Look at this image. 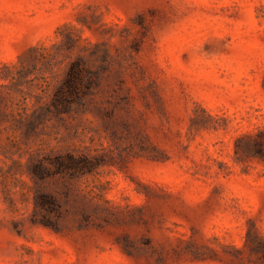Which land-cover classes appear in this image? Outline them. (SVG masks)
I'll return each instance as SVG.
<instances>
[{
    "label": "rangeland",
    "instance_id": "obj_1",
    "mask_svg": "<svg viewBox=\"0 0 264 264\" xmlns=\"http://www.w3.org/2000/svg\"><path fill=\"white\" fill-rule=\"evenodd\" d=\"M0 264H264V0H0Z\"/></svg>",
    "mask_w": 264,
    "mask_h": 264
},
{
    "label": "trees",
    "instance_id": "obj_2",
    "mask_svg": "<svg viewBox=\"0 0 264 264\" xmlns=\"http://www.w3.org/2000/svg\"><path fill=\"white\" fill-rule=\"evenodd\" d=\"M69 73H70V75L73 73H75V76H76V71L74 72V70L71 68L70 70H69Z\"/></svg>",
    "mask_w": 264,
    "mask_h": 264
}]
</instances>
